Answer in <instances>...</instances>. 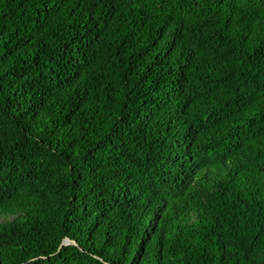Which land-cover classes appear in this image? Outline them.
<instances>
[{"label": "trees", "instance_id": "obj_1", "mask_svg": "<svg viewBox=\"0 0 264 264\" xmlns=\"http://www.w3.org/2000/svg\"><path fill=\"white\" fill-rule=\"evenodd\" d=\"M1 219L0 264H264V0H0Z\"/></svg>", "mask_w": 264, "mask_h": 264}, {"label": "water", "instance_id": "obj_2", "mask_svg": "<svg viewBox=\"0 0 264 264\" xmlns=\"http://www.w3.org/2000/svg\"><path fill=\"white\" fill-rule=\"evenodd\" d=\"M70 244H74V242H72L71 240L69 239H66L62 245H70Z\"/></svg>", "mask_w": 264, "mask_h": 264}, {"label": "rangeland", "instance_id": "obj_3", "mask_svg": "<svg viewBox=\"0 0 264 264\" xmlns=\"http://www.w3.org/2000/svg\"><path fill=\"white\" fill-rule=\"evenodd\" d=\"M10 219H11V218H10ZM3 221H4V219H1V220H0V222H3Z\"/></svg>", "mask_w": 264, "mask_h": 264}]
</instances>
